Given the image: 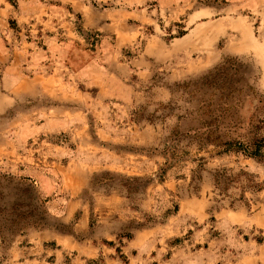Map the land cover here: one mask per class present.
Wrapping results in <instances>:
<instances>
[{"label":"rangeland","instance_id":"1","mask_svg":"<svg viewBox=\"0 0 264 264\" xmlns=\"http://www.w3.org/2000/svg\"><path fill=\"white\" fill-rule=\"evenodd\" d=\"M36 1L0 0V264H264V162L181 89L234 57L264 98V0Z\"/></svg>","mask_w":264,"mask_h":264},{"label":"trees","instance_id":"2","mask_svg":"<svg viewBox=\"0 0 264 264\" xmlns=\"http://www.w3.org/2000/svg\"><path fill=\"white\" fill-rule=\"evenodd\" d=\"M247 74L248 70L243 69L236 58L224 57L199 78L185 81L181 89L192 94L198 102V113L202 112L203 116L202 128L198 131L203 130L206 140L220 148V152H240L264 162V117L256 122L253 113L247 128H241L240 121L229 120L228 126L223 122L233 109H242L246 102L253 104L256 109L264 108V98L258 94L255 85L249 82ZM197 94L200 96L197 97ZM213 104L216 107L211 108ZM3 209L0 208V215ZM9 213L14 217L6 216V221L10 220L9 225L16 226L21 221L22 212L12 206Z\"/></svg>","mask_w":264,"mask_h":264},{"label":"crops","instance_id":"3","mask_svg":"<svg viewBox=\"0 0 264 264\" xmlns=\"http://www.w3.org/2000/svg\"><path fill=\"white\" fill-rule=\"evenodd\" d=\"M23 2L24 5H26L27 7H30V3L32 2H37L36 0H20Z\"/></svg>","mask_w":264,"mask_h":264}]
</instances>
